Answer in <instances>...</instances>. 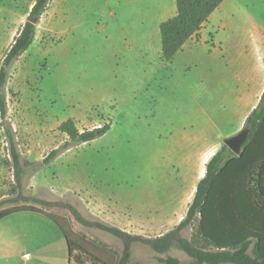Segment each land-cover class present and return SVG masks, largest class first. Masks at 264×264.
<instances>
[{"label":"rangeland","instance_id":"1","mask_svg":"<svg viewBox=\"0 0 264 264\" xmlns=\"http://www.w3.org/2000/svg\"><path fill=\"white\" fill-rule=\"evenodd\" d=\"M34 3L0 0V68ZM176 12V0H51L34 43L8 69L0 210L27 196L114 262L124 244L95 223L146 237L178 225L210 157L243 128V93L264 69V0H226L196 36L209 30L208 38L165 61L160 23ZM69 118L80 130L111 128L67 145L60 125ZM6 125L24 169L19 180ZM58 237L61 264H69L55 222L9 215L0 220V264H57ZM168 256L191 261L180 249L160 254L136 242L129 264H167L160 259Z\"/></svg>","mask_w":264,"mask_h":264},{"label":"trees","instance_id":"2","mask_svg":"<svg viewBox=\"0 0 264 264\" xmlns=\"http://www.w3.org/2000/svg\"><path fill=\"white\" fill-rule=\"evenodd\" d=\"M226 0H176L177 12L160 23L162 58L171 61L184 44L198 34L211 15ZM51 0H35L28 20L19 30L7 51L0 68V116L8 113L5 86L9 67L34 43L37 24ZM245 127L250 134L241 154H236L225 143L210 157L204 176L199 180L195 195L185 217L166 233L156 237L133 234L103 221L95 223L122 240L124 248L118 261L114 262L81 242L72 233L66 220L53 212L33 205L30 198L22 197L23 204L0 210V220L20 213L34 212L47 216L63 232L69 253V262L75 264H129L132 245L141 242L163 254L177 248L190 258L189 264H264V93L257 106L249 113ZM12 144L11 152L17 179L22 178L19 154L13 146L9 126H4ZM111 128L106 122L92 129L80 130L73 118L62 122L67 143H88ZM55 149L45 163L57 156ZM193 227L189 238L182 231ZM167 264H181L178 258L168 256Z\"/></svg>","mask_w":264,"mask_h":264},{"label":"crops","instance_id":"3","mask_svg":"<svg viewBox=\"0 0 264 264\" xmlns=\"http://www.w3.org/2000/svg\"><path fill=\"white\" fill-rule=\"evenodd\" d=\"M225 2V1H224ZM223 2V3H224ZM222 3V4H223ZM221 4V5H222ZM220 8V7H219ZM218 8V9H219ZM217 9V10H218ZM216 10V11H217ZM215 11V12H216ZM214 12V13H215ZM213 13V14H214ZM213 14L211 15V17L209 18V20H208V22L211 20V18H212V16H213ZM208 22H206L205 23V25H207V23ZM204 25V26H205ZM204 26H203V28L200 30V32L198 33V34H196V35H194L192 38H190L185 44H184V46H183V48L180 50V51H184L185 50V48L187 47V46H189V48H191L192 46H194V45H196V44H198V43H200L201 41H203V40H205V39H207L208 37H207V34H209V30H207V33H202V38H200L201 39V41H197L198 39H197V35H199L202 31H203V29H204ZM200 36V35H199ZM179 51V52H180ZM182 51V52H183ZM262 59L264 60V55H262ZM253 83H251L249 86V89H247L248 91L247 92H244L243 93V96H245V97H243L242 99L243 100H246V106H245V108L243 109V112H242V114H241V116H240V125H239V128H238V130L240 129V128H242V127H244V125H245V121H246V118H247V116L249 115V113L257 106V104L259 103V101H260V99H261V97H262V94L264 93V69H263V72H261L258 76H256V77H254L253 79ZM58 230V229H57ZM61 230V229H60ZM63 233V232H62ZM64 235V234H63ZM65 237V236H64ZM62 237H58L57 238V243H56V245H55V250H56V256H54V261L57 263V264H61V257H62V255H61V250H63V243H62ZM65 250H66V252L68 251V244H67V246H66V248H65ZM69 253H66V256L68 255ZM24 256H25V258H29V259H32L33 258V255H29V253H25L24 254ZM60 258V259H59ZM69 264H70V262H69ZM71 264H75V263H71Z\"/></svg>","mask_w":264,"mask_h":264},{"label":"water","instance_id":"4","mask_svg":"<svg viewBox=\"0 0 264 264\" xmlns=\"http://www.w3.org/2000/svg\"><path fill=\"white\" fill-rule=\"evenodd\" d=\"M31 21L35 24H38L39 22V20L36 18L31 19ZM249 134L250 128L244 126L236 134L226 137L224 139V143L228 145L236 154H241Z\"/></svg>","mask_w":264,"mask_h":264}]
</instances>
